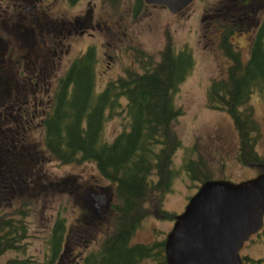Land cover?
I'll return each mask as SVG.
<instances>
[{
    "label": "flooded vegetation",
    "instance_id": "flooded-vegetation-1",
    "mask_svg": "<svg viewBox=\"0 0 264 264\" xmlns=\"http://www.w3.org/2000/svg\"><path fill=\"white\" fill-rule=\"evenodd\" d=\"M200 2L193 0L175 12L165 3L146 0H0V216L23 220L25 211L34 209L35 203L29 198L35 197L34 193L51 179V173L38 174L40 167L34 164V160L40 154L35 139L39 134L44 138L47 118L55 116L60 95L66 93V100L71 99L76 72L83 71L87 75L91 72V103L120 77L128 78L131 72L153 68L171 47L176 54L186 51L193 59L192 68L184 78L198 63L193 49L188 45L179 46L172 39L160 42L162 49L153 54V48L159 44L148 47L144 40L134 38L132 33L121 35L119 27L126 20L124 15L147 12L157 6L165 7L166 13L173 12L177 20ZM223 2L220 0L216 13L208 12L205 6L201 16V20H208L202 31L213 27L209 35L204 32L210 39L208 50L219 53V62L227 59L217 73L208 74V93L216 81L229 77L234 59L227 53L225 43L236 46L234 32L240 28L239 34L245 32L252 45L264 27V0H229L225 4L232 11L225 10L221 14ZM195 25L198 32L200 26L196 18ZM217 42L221 44L220 52L215 48ZM235 48V53L244 59L241 46ZM128 59L130 66H122ZM136 62H141V68H136ZM101 77L104 78L102 82ZM184 78L174 89L176 101L183 95L181 82ZM115 97L122 102L128 100L125 94L112 96V99ZM119 115L126 114L119 108L113 116ZM24 139L29 143L27 150L24 149ZM51 161V157L47 158L48 163ZM24 184L31 186L30 190L25 189ZM102 188L104 191L97 199L94 198L98 194L95 190L84 192L87 197L82 195L91 213H95L93 204L99 207L98 213L113 201L112 191ZM19 197L27 200L8 210L6 206ZM5 199L7 202H3ZM57 217L55 214L54 220ZM78 231L79 234L73 237L75 243L82 240L80 237L84 238V234L91 233L85 226ZM70 236L68 234L67 239ZM62 246L61 257H66L67 249V256H70L72 251L68 244L64 241Z\"/></svg>",
    "mask_w": 264,
    "mask_h": 264
},
{
    "label": "trees",
    "instance_id": "trees-1",
    "mask_svg": "<svg viewBox=\"0 0 264 264\" xmlns=\"http://www.w3.org/2000/svg\"><path fill=\"white\" fill-rule=\"evenodd\" d=\"M225 46L234 64L228 81H216L210 87L208 102L213 107L226 109L233 116L243 140L241 152L245 159L246 152L252 151L248 133L257 124L254 108L248 100L255 92L264 96V27L252 41L246 60L235 53L233 44L225 43ZM192 65L193 59L186 51L176 54L171 47L153 68L131 72L128 78L120 77L91 103V72L89 75L76 72L71 99L66 100V93H62L55 116L47 118L44 143L54 158L60 162L94 161L101 175L115 183L112 203L104 206L102 217H97L102 221L110 209L114 213L112 232L99 248L83 255L82 264H168L165 238L151 242L131 240L148 214L146 201L151 198L164 217L176 218V212L162 205L177 173L173 159L180 143L174 121L184 112L174 100V89ZM119 94H125L128 100L112 99ZM119 108L126 114L122 115V128L108 139L104 133L105 124ZM250 157L259 160L258 155ZM196 167L186 168L194 180L201 182L213 177L197 173ZM24 219L0 216V256L9 249L22 248L26 252L27 242L22 240L29 236V221L24 222ZM64 228V219L60 217L54 225L53 235L48 237L51 254L45 264L54 263L63 244ZM243 258L244 264H264V256L245 254ZM32 261L35 260L12 256L7 264Z\"/></svg>",
    "mask_w": 264,
    "mask_h": 264
},
{
    "label": "rangeland",
    "instance_id": "rangeland-1",
    "mask_svg": "<svg viewBox=\"0 0 264 264\" xmlns=\"http://www.w3.org/2000/svg\"><path fill=\"white\" fill-rule=\"evenodd\" d=\"M227 1L229 0H224L222 3L221 14H224L225 10L232 11L231 8L226 7ZM219 2L220 0H201L195 8L191 6L184 16L177 20L174 19L173 12L169 14L164 10L165 7L155 6L147 12L124 15L126 20L119 27L121 35L132 33L134 38L144 40L148 47L171 39L179 46L188 45L199 59L181 82L183 95H180L176 101L184 110L174 121L180 143L173 159V167L177 169V173L172 183V189L166 194L164 204H162L171 212H181L185 208L187 199L197 191L200 185L199 180H194L191 177L187 167L197 166V173H203L205 176L211 174L216 178L227 177L234 181L248 179L264 171V96L255 92L248 100V103L254 108L257 124L256 128L248 133L251 136L252 151L246 152L245 159L242 157V142L233 116L226 109L213 107L208 102L210 82L208 74L217 73L219 66L226 63L227 59L219 62L218 60L221 59L219 53H216L214 49L208 50L210 43L208 35L213 27L202 31V27L207 24L208 20H201V16H203L205 6L208 8V12L216 13L217 7L220 6ZM195 18L198 19L200 26L198 32ZM220 26L219 24L218 29ZM239 29L234 32L233 40L235 47L241 46L244 60H246L250 56L251 40L246 37L245 32L242 31L239 34ZM204 32L208 35L206 36ZM161 45L162 43L158 47H154L152 53L157 54L162 49ZM215 48L218 52L222 51L220 42H217ZM122 66H130V60H126ZM140 66L141 62H136V68H141ZM103 80L104 78L101 77V82ZM225 81H228V78ZM122 117V115H112L107 120L104 129L106 138L112 139L122 128ZM35 143L40 154L34 160V164L40 167L38 174L42 176L48 172L53 175L34 193L35 197L29 198L35 204L32 206L34 209L26 211L27 218L24 219V222L29 221V236L22 240V242H27V247L24 248L26 252H23L22 248L19 250L9 249L0 256V264H7L8 258L12 256L28 257L35 260L28 264H45L51 254L48 237L53 235L54 225L60 217L64 219L66 231L65 239L61 243L65 241L72 254L67 256V249L66 257H61L62 246L53 264H82L83 255L99 248L103 239L112 232L114 216V213L108 209L103 220L99 221L97 217H102L100 214L103 209L97 213L99 207L93 204L95 213H91L87 209L86 201L82 195L87 197V193L84 192L95 190L98 194L94 198L97 199L104 191L102 187L108 188L113 193L115 183L101 175L94 161L60 162L47 150L41 134L37 135ZM23 144L24 149L27 150L29 143L24 139ZM26 150H24V154ZM257 155L259 156L258 161L250 157ZM49 157L52 158V161L48 163L47 158ZM201 157L203 159L200 160ZM201 162L206 165L200 166ZM24 187L27 190L31 188L27 184H24ZM84 187L88 188L84 189ZM7 200L5 199L3 202H7ZM26 200L25 197H19L6 208L8 210L16 208ZM102 204L103 202H100V205ZM146 208L149 209L148 214L137 228L132 242H151L156 238H165L172 228L174 217H164L155 200L151 198L146 201ZM55 214H58V217L54 220ZM84 226L91 233L84 234L86 236L80 237L82 240L75 243L73 237H76L79 234L78 229H82ZM68 234L71 236L67 239ZM263 236L264 225L244 241L240 253L253 257L264 256Z\"/></svg>",
    "mask_w": 264,
    "mask_h": 264
},
{
    "label": "water",
    "instance_id": "water-1",
    "mask_svg": "<svg viewBox=\"0 0 264 264\" xmlns=\"http://www.w3.org/2000/svg\"><path fill=\"white\" fill-rule=\"evenodd\" d=\"M179 11L193 0H146ZM264 171L234 181L208 178L176 214L165 238L168 264H242L240 248L263 225Z\"/></svg>",
    "mask_w": 264,
    "mask_h": 264
}]
</instances>
